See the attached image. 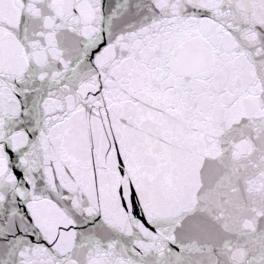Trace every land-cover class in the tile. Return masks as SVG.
<instances>
[{
    "label": "snow or ice",
    "instance_id": "6c2138e0",
    "mask_svg": "<svg viewBox=\"0 0 264 264\" xmlns=\"http://www.w3.org/2000/svg\"><path fill=\"white\" fill-rule=\"evenodd\" d=\"M0 264H264V0H0Z\"/></svg>",
    "mask_w": 264,
    "mask_h": 264
}]
</instances>
